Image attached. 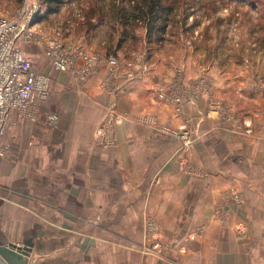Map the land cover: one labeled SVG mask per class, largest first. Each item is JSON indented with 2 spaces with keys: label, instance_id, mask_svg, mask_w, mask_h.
Wrapping results in <instances>:
<instances>
[{
  "label": "crops",
  "instance_id": "0c3cea01",
  "mask_svg": "<svg viewBox=\"0 0 264 264\" xmlns=\"http://www.w3.org/2000/svg\"><path fill=\"white\" fill-rule=\"evenodd\" d=\"M97 66L84 80L58 73L42 103L57 109L56 127L44 110L24 121L12 113L0 244L28 245L29 264H264V111L245 118L248 133L207 102L178 113L160 101L162 122L191 117L185 150L138 120L158 78L115 77L107 89L110 63ZM113 109L123 116L106 146L98 130Z\"/></svg>",
  "mask_w": 264,
  "mask_h": 264
},
{
  "label": "rangeland",
  "instance_id": "374dc122",
  "mask_svg": "<svg viewBox=\"0 0 264 264\" xmlns=\"http://www.w3.org/2000/svg\"><path fill=\"white\" fill-rule=\"evenodd\" d=\"M24 1L0 0V15L13 19ZM38 1L40 8L20 40L32 66L49 73L52 83L66 72L46 56L47 44L57 40L95 56L88 76L68 72L76 80L92 77L100 63L111 66L107 89L115 77L162 78L161 84L155 79L158 85L147 95L149 110L138 120L179 138L185 150L195 142L191 117L182 127L162 122L160 101L178 113L207 102L226 122L239 119L248 133L254 124L245 118L264 111V0H159L154 21L134 18L143 0H55L53 7ZM78 62L81 70L84 61ZM39 110L57 112L44 104ZM106 116L98 136L107 144L114 139L111 124L123 115L113 109Z\"/></svg>",
  "mask_w": 264,
  "mask_h": 264
},
{
  "label": "built area",
  "instance_id": "2783aa9c",
  "mask_svg": "<svg viewBox=\"0 0 264 264\" xmlns=\"http://www.w3.org/2000/svg\"><path fill=\"white\" fill-rule=\"evenodd\" d=\"M39 8L38 0H25L13 19L0 15V158L7 154L2 141L8 132L12 113L15 112L21 121L36 118L40 106L51 95V76L34 68L20 46V40L25 38L30 20ZM46 56L54 68L80 74L82 78L92 73L95 59L79 49L66 48L57 40L47 44ZM80 58L84 65L78 70L76 65ZM59 121L60 115L56 111L48 112L47 124L56 127Z\"/></svg>",
  "mask_w": 264,
  "mask_h": 264
},
{
  "label": "water",
  "instance_id": "95a60500",
  "mask_svg": "<svg viewBox=\"0 0 264 264\" xmlns=\"http://www.w3.org/2000/svg\"><path fill=\"white\" fill-rule=\"evenodd\" d=\"M30 256V248L26 244H0V264H29Z\"/></svg>",
  "mask_w": 264,
  "mask_h": 264
},
{
  "label": "trees",
  "instance_id": "16d2710c",
  "mask_svg": "<svg viewBox=\"0 0 264 264\" xmlns=\"http://www.w3.org/2000/svg\"><path fill=\"white\" fill-rule=\"evenodd\" d=\"M43 2L44 3L46 2L48 6L53 7V3H55V0H43ZM143 3L144 4L142 5L140 4L138 6L137 12L133 14L134 18L136 20H138L139 18L150 19L151 21H154V19H157L156 10H158L160 1L158 0V3H157L156 0H143Z\"/></svg>",
  "mask_w": 264,
  "mask_h": 264
}]
</instances>
